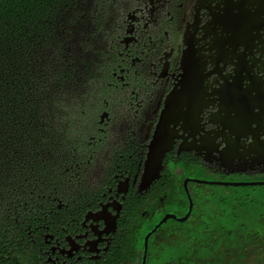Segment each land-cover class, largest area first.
Here are the masks:
<instances>
[{
  "label": "flooded vegetation",
  "instance_id": "obj_1",
  "mask_svg": "<svg viewBox=\"0 0 264 264\" xmlns=\"http://www.w3.org/2000/svg\"><path fill=\"white\" fill-rule=\"evenodd\" d=\"M103 2L97 29L111 33L112 57L101 93L112 103L91 107L96 134L73 148L63 189L75 190L52 178L42 211L14 220L40 264H140L143 237L165 214L183 217L189 195L187 222L206 187H230L205 181L264 175V0H85V13ZM154 148L164 150L159 176L142 189Z\"/></svg>",
  "mask_w": 264,
  "mask_h": 264
},
{
  "label": "trees",
  "instance_id": "obj_2",
  "mask_svg": "<svg viewBox=\"0 0 264 264\" xmlns=\"http://www.w3.org/2000/svg\"><path fill=\"white\" fill-rule=\"evenodd\" d=\"M85 4V0H0V203L13 185L12 175L25 190L46 187L52 178L58 191L75 190L63 189L67 181L62 148L66 143L72 146V140L64 126L59 129L56 118L51 119L47 109L53 110V104L47 94L63 75L67 82L72 80L65 85V97H75L76 86L87 81L88 50L94 47L92 58L102 50L99 40L86 41L95 26ZM38 99L43 103L37 111ZM19 110L27 117H16ZM65 130L69 132L67 125ZM36 138L39 145L32 142ZM220 188L219 193L208 192L197 200L187 222L171 221L156 232L146 264H264V196L255 200L251 193L236 194L238 187ZM11 203L8 207L15 201ZM28 205L26 200L23 206ZM24 226L0 217V264L42 262L37 253L26 251L23 240L18 241L21 235L26 238Z\"/></svg>",
  "mask_w": 264,
  "mask_h": 264
},
{
  "label": "rangeland",
  "instance_id": "obj_3",
  "mask_svg": "<svg viewBox=\"0 0 264 264\" xmlns=\"http://www.w3.org/2000/svg\"><path fill=\"white\" fill-rule=\"evenodd\" d=\"M103 4H104L103 6L97 5L96 11L94 14H91V13L89 14L91 15V21H92L91 24L93 25V27L95 26V28H93L92 30V33H94L93 36L92 35L89 36L86 39V41L90 40L91 42H93L92 44H95L96 40H99V42H102L104 44V47L100 51L99 57L97 58H92V55H90V53H92L93 51L91 48H94V47H90V50H88L87 54L90 56V59H87V60L90 61L88 63L90 70L88 69L87 71L88 72L87 79H86L87 81L81 80L79 85L76 86L78 89L76 91L77 93L75 97L71 99H67L65 97V91H64L65 85L72 80H69L67 82V80H65L63 75H59L58 82L56 83V85L52 87L53 92L51 93L49 92L47 94L48 99H50V101L53 104L52 106L53 110H50V108L47 109L49 111V114L51 115L50 117L52 120L56 118L57 123H59V125L62 123L60 126L57 124V127H59L60 129L61 127L64 126L63 130L65 131L67 139L72 140L71 141L72 146L75 144L76 139L80 138L79 140V143H80L82 138L87 140L90 135L96 134L93 128L90 129V124H89V121L91 119L96 120L94 116H97L95 115V112L93 108L91 107L94 104H97V103L100 104L101 97H103V93H101V87H104V84H103L104 82L102 80L103 78L100 72L101 70L106 69L107 67L106 61H109V58L112 57V54L107 50L109 46V39L111 37V33L105 30H99V32L97 31L98 30L97 28L101 29L102 26L105 27V23L107 21L106 8L109 7V3L103 2ZM100 8L103 10H100ZM87 24H89V21L87 22ZM75 40H78V35H76ZM108 94L109 95L107 97H106L107 94H104L103 98L106 97V99L110 100V102L112 103L111 95L113 93L108 92ZM36 102H37V111H38L42 107L41 104L43 102L40 99H38ZM15 116L18 118L27 117V113L19 110V111H16ZM65 125L68 126L69 132L65 130ZM38 140L39 139L36 138L35 140H32V142H35L37 143V145H39L40 140L39 141ZM78 144H75V146H77ZM72 146L71 144L66 143V145H64L62 148V156L63 158H65V160L64 162L63 160H61V165L64 170L66 168L69 169L74 164L72 161V155L74 154ZM111 147H113V145L109 143L106 144L104 146L105 149H102V152L105 154H108L109 152H111L110 150ZM42 155H45V153ZM101 158H105V157L99 156L96 159L95 163H93V165L90 166L89 168L91 170H94L95 172L100 170L103 164V160H104ZM83 164L84 163H82V165ZM91 170L87 173L89 177L93 176V174L91 173ZM70 173H73V172L70 171ZM98 173L99 172H97L96 174ZM10 174L11 173H9L8 175ZM13 178L15 177L12 175L11 182L13 185H11V188L9 187L10 189L8 190V193L5 196L6 198H5L4 203L0 204V214L1 212L7 211V214L5 216H7L8 220L14 221L17 216H21L20 218L26 217V215H29V213H31L32 210L35 213H38V211L41 212L42 209L41 208L39 209V207L37 206L36 208L35 205L42 202L46 194V187L44 185H41V186L39 185L37 188V191L32 194L29 188H28L29 191L28 189L25 190L23 185L19 184V181L17 180L15 182ZM235 180L236 181L237 180L238 181H263L264 175L246 176V177L238 178V179L235 178ZM35 187L36 185L32 186L33 189ZM205 189H209V192H214V193H219L221 191V188H218V187H206ZM235 192L236 194L238 195L241 194L243 196H246V194L249 195V193H251L250 195H252V197L255 200H258L260 197L264 196V185L256 186L254 190L249 189L248 186H239ZM18 193H20L21 195H18ZM215 195H218V194H215ZM12 200L15 201L14 206L8 207L9 205H12L11 203ZM26 200H28L29 205L25 208L23 207V203ZM2 217L4 216L2 215ZM5 224H8V222Z\"/></svg>",
  "mask_w": 264,
  "mask_h": 264
},
{
  "label": "water",
  "instance_id": "obj_4",
  "mask_svg": "<svg viewBox=\"0 0 264 264\" xmlns=\"http://www.w3.org/2000/svg\"><path fill=\"white\" fill-rule=\"evenodd\" d=\"M164 151V150H163ZM161 152L158 148H154L152 150V154H150L149 159L145 161V172L141 179V188L146 189L149 187L150 183L159 176V170L161 168V158L164 152ZM152 169V171L149 170ZM192 181L202 182L201 180L192 179ZM186 183V180L184 181ZM205 183L209 185H221V186H232V187H239V186H263V181H239V182H220V181H205ZM189 205L187 211L183 217H178L174 214L167 213L165 214L154 226L151 230L147 231L143 237V248H142V256L140 264H146L147 255H148V248H149V239L150 237L158 231L163 223H165L168 219H175L178 222H183L187 219L190 211L192 202L188 195Z\"/></svg>",
  "mask_w": 264,
  "mask_h": 264
}]
</instances>
